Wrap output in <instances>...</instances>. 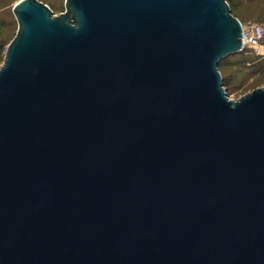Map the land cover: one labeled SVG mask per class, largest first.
<instances>
[{
  "label": "water",
  "instance_id": "obj_1",
  "mask_svg": "<svg viewBox=\"0 0 264 264\" xmlns=\"http://www.w3.org/2000/svg\"><path fill=\"white\" fill-rule=\"evenodd\" d=\"M0 264H264V87L228 96V0L14 5Z\"/></svg>",
  "mask_w": 264,
  "mask_h": 264
},
{
  "label": "rangeland",
  "instance_id": "obj_2",
  "mask_svg": "<svg viewBox=\"0 0 264 264\" xmlns=\"http://www.w3.org/2000/svg\"><path fill=\"white\" fill-rule=\"evenodd\" d=\"M19 0H0V67L3 65L9 43L18 30L14 5ZM55 14L65 10L66 0H41ZM232 12L246 27L259 22L264 25V0H228ZM258 49L244 46L241 51L224 57L219 64L227 94L238 99L257 87H264V39Z\"/></svg>",
  "mask_w": 264,
  "mask_h": 264
},
{
  "label": "built area",
  "instance_id": "obj_3",
  "mask_svg": "<svg viewBox=\"0 0 264 264\" xmlns=\"http://www.w3.org/2000/svg\"><path fill=\"white\" fill-rule=\"evenodd\" d=\"M264 39V25L256 22L251 26H243V42L244 46L258 49V53H261L259 47L262 46Z\"/></svg>",
  "mask_w": 264,
  "mask_h": 264
},
{
  "label": "bare ground",
  "instance_id": "obj_4",
  "mask_svg": "<svg viewBox=\"0 0 264 264\" xmlns=\"http://www.w3.org/2000/svg\"><path fill=\"white\" fill-rule=\"evenodd\" d=\"M243 26H245L244 24H242Z\"/></svg>",
  "mask_w": 264,
  "mask_h": 264
},
{
  "label": "trees",
  "instance_id": "obj_5",
  "mask_svg": "<svg viewBox=\"0 0 264 264\" xmlns=\"http://www.w3.org/2000/svg\"><path fill=\"white\" fill-rule=\"evenodd\" d=\"M220 64V63H219Z\"/></svg>",
  "mask_w": 264,
  "mask_h": 264
}]
</instances>
